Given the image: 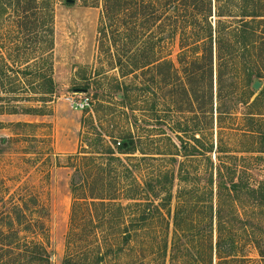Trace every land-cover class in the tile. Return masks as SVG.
<instances>
[{
	"label": "rangeland",
	"instance_id": "374dc122",
	"mask_svg": "<svg viewBox=\"0 0 264 264\" xmlns=\"http://www.w3.org/2000/svg\"><path fill=\"white\" fill-rule=\"evenodd\" d=\"M50 2L55 17L54 50L53 53L47 49L46 52L39 51L32 57L47 58L52 54L55 93L48 95L47 102L43 103L38 101L41 95L30 89L25 91L22 85L19 94L32 98L31 102L24 101L21 106L40 108L46 115L0 116V122L8 126L18 121L36 123L35 127L17 128L19 136L12 143L0 144V150L4 148L0 152V196L4 195V186L10 192L25 184L37 188L50 212L51 264H63L67 255V236L75 197L93 192L89 185L75 193L72 190L71 179L75 170L70 156L77 153L87 158L96 156L98 166L90 169L99 177L95 184L98 192L116 195L111 204L92 206L93 217L87 215L85 225H81L83 222L74 223L77 237L73 252L76 262L73 264H171L175 229L172 217L180 196L187 197L192 204L188 213L194 229L188 238L189 244L183 239L182 243L190 250L185 263L182 253H177L179 264H264V207L255 201L258 195L239 192L234 212L226 193L221 198L218 196L219 166L229 176L227 167L237 165L232 178L240 180L243 177L245 184L257 189L264 181V156L256 158V153L240 152L244 146H252L254 140L241 136L237 131H230V127L245 126L243 113L247 109L237 103L233 106L229 100L230 92L238 89L234 84L237 81L227 76L224 92L227 103L223 107L226 110L233 108L237 116L225 120L226 131L220 135L216 112L213 123H210L206 107L198 111L199 119L195 115L199 109L194 111L185 100L182 111H179L180 107L173 103L171 97L173 86L152 85L154 95H147L149 91L143 89L146 75L125 76L111 56L113 49L99 53L98 30L103 0ZM17 44L13 34L0 35V46L3 48L0 47V52L14 54ZM170 49L173 60H176L174 44H170L167 50ZM38 62L39 67L35 70L48 68L47 64ZM225 70L228 72L230 69ZM22 77L34 90L32 77ZM146 95L153 98L150 103L146 102ZM86 97L90 106L83 111L74 108L70 102V98L80 101ZM153 101H156L157 107L151 110ZM179 121L187 122L189 128L186 133L176 131ZM198 126L201 131L196 134L194 129ZM194 134L199 141L194 140ZM129 135L136 140L134 153L116 154L114 159L99 153L105 148L103 144L117 150L123 138ZM13 136L8 127L0 128V142L2 137ZM184 144L186 150L182 147ZM232 156L236 160H232ZM81 176L79 180H86L85 176ZM211 178L213 184H209ZM95 179L97 181V177ZM135 180L142 187L149 182L154 188V192L147 186L140 191L139 199L151 204L152 216L145 222L131 221L129 217L134 211L128 207L131 202L128 194ZM209 188L212 194H208ZM169 192L173 196L172 201L161 211L167 214L169 210L172 215L164 220L158 217L153 205L161 204ZM82 208L87 213L89 206L83 203ZM220 210L223 222L221 232L218 230ZM211 214L213 223L210 228L207 219ZM127 233L134 235L130 243L123 239ZM220 239L223 249L231 252L230 256L226 253L220 258ZM165 240L169 245L167 255L163 256L160 247ZM210 244L211 251L208 249Z\"/></svg>",
	"mask_w": 264,
	"mask_h": 264
},
{
	"label": "trees",
	"instance_id": "16d2710c",
	"mask_svg": "<svg viewBox=\"0 0 264 264\" xmlns=\"http://www.w3.org/2000/svg\"><path fill=\"white\" fill-rule=\"evenodd\" d=\"M53 12L50 0H0V35L13 34L18 41L14 54L0 52V116L46 115L40 108L21 106L24 101L31 102L32 97H23L19 93L24 85L25 91L30 89L33 93L41 95L38 101L43 103L47 102L48 95L55 93L52 54L47 58L32 57L33 53L46 52V49L53 53ZM98 32L99 53H105V49H113L111 56L123 75H146L147 82L143 89L149 91H145L147 95H154V91H151L152 85L173 86V103L180 107L179 111L183 109L184 100L195 109L194 111L199 109L195 112L197 119L198 111H203L206 107L208 120L213 123L216 112L220 135L226 131L223 125L225 120L237 116L233 108L226 110L223 107L227 103V96L224 95L227 76L236 80L234 84L238 89L230 92L229 100L233 106L237 103L247 111L243 113L244 128L230 127V131H237L241 136L254 140L252 146H244L240 152L256 153V158L264 156V0H103ZM43 43H47L46 46H42ZM170 44L175 46L176 60L172 58V49L167 50ZM39 60L47 64L46 70H35L39 67ZM225 69L230 70L227 72ZM21 74L24 77H32L34 90L27 86ZM256 81L262 84L259 90L253 87ZM147 95L146 102L150 103L153 98ZM151 105V110L156 109V101ZM35 126L36 123L21 121L11 122L9 126L0 122V128L8 127L15 135L2 137L0 144L12 143L19 136L17 128ZM178 127L176 131L180 133H186L189 128L185 121H179ZM199 131V126L194 129L196 134ZM193 137L195 141H199L195 134ZM103 146V152L99 153L108 155L110 159H114L116 154L134 153L137 149L136 140L132 135L124 137L117 150L110 145ZM182 147L187 149L185 144ZM212 148L213 146L210 151ZM220 148L221 145L217 150L220 151ZM2 151L4 148H1L0 152ZM81 154L70 156L71 166L75 170L71 179L72 190L75 193L89 185L92 186L93 192L84 193V197H75L71 227L67 236V255L63 264L76 262L73 254L77 237L75 224L83 222L81 225H85L86 216L93 217L92 206L111 204L116 195L106 191L98 192L95 184L99 177L91 170L98 166L97 158H87ZM231 159L236 160V157L232 156ZM218 168V196L221 198L223 193H226L233 212L234 203L240 197L239 192L244 191L253 196L258 195L254 199L258 205L264 207V181L257 189L245 184L243 177L240 180L232 178L237 165L227 167L229 176L223 173L222 166ZM81 175L85 176L86 180H79ZM209 184H213V178ZM146 186L154 192L151 183L147 182L142 187L135 180L128 194L131 201L128 207L134 211V214L129 216L131 221L145 222L152 216L150 202L145 203L139 199L140 191L146 189ZM2 189L4 195L0 196V264H51L48 226L50 212L41 200L37 188L25 184L13 192L6 186ZM208 194H212V189L209 188ZM172 197L169 192L161 204L153 205L158 217L164 220L171 217V211L168 210L167 214H164L161 209L171 203ZM83 203L89 206L87 213L83 212ZM191 207L187 197H179L172 217L175 229L170 254L171 264H179V252L182 253V261L185 263L189 253V246L182 242L185 239L186 243H190L188 238L194 229L188 213ZM219 218L218 230L221 232V210ZM212 223L211 214L207 219V226L211 228ZM133 238V234L127 233L123 239L130 243ZM168 245V240H165L164 245L160 247L163 256L168 253ZM218 246L220 258L222 254L231 253L223 249L221 239ZM208 249H213L211 244Z\"/></svg>",
	"mask_w": 264,
	"mask_h": 264
},
{
	"label": "built area",
	"instance_id": "2783aa9c",
	"mask_svg": "<svg viewBox=\"0 0 264 264\" xmlns=\"http://www.w3.org/2000/svg\"><path fill=\"white\" fill-rule=\"evenodd\" d=\"M70 102L74 108L77 110H85L90 106L89 98H82L80 101H75L73 98H70Z\"/></svg>",
	"mask_w": 264,
	"mask_h": 264
},
{
	"label": "water",
	"instance_id": "95a60500",
	"mask_svg": "<svg viewBox=\"0 0 264 264\" xmlns=\"http://www.w3.org/2000/svg\"><path fill=\"white\" fill-rule=\"evenodd\" d=\"M68 2H73V0H68ZM261 82L260 81H256L255 83H254V88L256 89V90H259L260 88H261Z\"/></svg>",
	"mask_w": 264,
	"mask_h": 264
}]
</instances>
